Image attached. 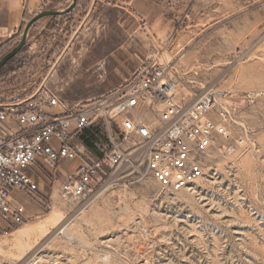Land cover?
<instances>
[{
    "label": "rangeland",
    "instance_id": "374dc122",
    "mask_svg": "<svg viewBox=\"0 0 264 264\" xmlns=\"http://www.w3.org/2000/svg\"><path fill=\"white\" fill-rule=\"evenodd\" d=\"M23 2L32 13L66 5ZM23 28L0 46V57ZM73 39L61 66L88 54L90 84L103 67L110 92L99 100L156 61L176 82L173 100L182 106L206 92L224 93L232 109L228 136L217 137L204 176L187 189L162 187L134 155L78 202L59 196L60 174L29 199L13 191L28 213L0 233V264H264V0H89V23ZM13 60L0 68V102L38 88L65 92L66 82L37 74L52 66L44 58L15 75L9 71L22 60ZM70 162L59 171L80 163Z\"/></svg>",
    "mask_w": 264,
    "mask_h": 264
},
{
    "label": "built area",
    "instance_id": "2783aa9c",
    "mask_svg": "<svg viewBox=\"0 0 264 264\" xmlns=\"http://www.w3.org/2000/svg\"><path fill=\"white\" fill-rule=\"evenodd\" d=\"M167 73L156 61L140 66L110 99L71 105L60 91L38 88L22 99L0 102V124L11 119L19 126L0 135V233L26 220L12 192H39L32 166L54 181L62 160H79L74 171L62 174L58 188L70 202L83 199L96 180L132 164L134 155L141 157L144 172L170 191L187 189L202 178L208 151L217 137L228 136L225 122L232 109L223 92L178 104L173 100L176 82ZM82 135L93 145H86Z\"/></svg>",
    "mask_w": 264,
    "mask_h": 264
},
{
    "label": "crops",
    "instance_id": "0c3cea01",
    "mask_svg": "<svg viewBox=\"0 0 264 264\" xmlns=\"http://www.w3.org/2000/svg\"><path fill=\"white\" fill-rule=\"evenodd\" d=\"M66 3L64 8H56L62 11L67 8L72 0H60ZM62 5V4H58ZM57 5V6H58ZM43 8L41 7L39 11ZM32 9L26 8L23 0H0V46L5 45L11 41H15L20 29L24 24L37 12L32 13ZM89 23V0H76L74 8L68 13L57 16H46L36 21L28 31L27 40L21 50L14 56L13 61L21 59L19 67L10 69V74H16L25 69V66L37 63L41 64V58L52 66L47 72L37 73L45 78L55 76L64 83L60 89L64 88L65 92L61 95L66 101L71 104H79L88 101L89 98L99 99L110 92L109 86L105 83L107 71L102 67L96 73H92L91 78L93 82L89 83V55L76 59L72 55L74 63H68V66H61L64 63L65 57L71 56V49L75 44L73 39L77 29L87 26ZM10 61V60H9ZM7 64H5L6 66ZM4 66V67H5ZM93 67V65H92ZM37 72V71H36ZM36 74V73H35ZM96 74V76H95ZM118 75L125 79L124 69ZM124 83V82H123ZM122 84V83H121ZM66 85V86H65ZM89 85H93L91 93L89 94ZM90 96V97H89ZM49 112H56V110H48ZM19 126L11 119H7L3 124H0V135H5L7 132H15ZM62 160L59 165L67 168L68 164ZM59 167V166H58ZM59 170V169H58ZM66 171H68L66 169ZM60 175L65 173L60 172ZM48 177L47 175H45ZM39 177V191L45 190L46 183L50 184L49 177ZM21 194V193H20ZM24 197L28 196L22 194ZM30 202V201H29ZM31 203V202H30ZM22 204V203H21ZM25 208L24 215L27 216V209Z\"/></svg>",
    "mask_w": 264,
    "mask_h": 264
},
{
    "label": "water",
    "instance_id": "95a60500",
    "mask_svg": "<svg viewBox=\"0 0 264 264\" xmlns=\"http://www.w3.org/2000/svg\"><path fill=\"white\" fill-rule=\"evenodd\" d=\"M76 0H72L71 4L65 8L62 11H58V10H43L37 14H35L34 16H32L24 25V28L22 30L20 39L18 41V43L12 48L10 49L8 52H6L4 55H2L0 57V68L6 63L8 62L11 58H13L20 50L21 48L24 46V44L26 43L27 40V34L29 29L31 28V26L38 21L39 19L46 17V16H57V15H61V14H65L68 13L69 11H71L74 6H75Z\"/></svg>",
    "mask_w": 264,
    "mask_h": 264
},
{
    "label": "trees",
    "instance_id": "16d2710c",
    "mask_svg": "<svg viewBox=\"0 0 264 264\" xmlns=\"http://www.w3.org/2000/svg\"><path fill=\"white\" fill-rule=\"evenodd\" d=\"M6 63H7V62H6ZM6 63H5V64H6ZM5 64H4L2 67H4ZM81 139H82V141H83L86 145H88V146H92V145H93V142L90 141V140H87V139L85 138V135H82V136H81Z\"/></svg>",
    "mask_w": 264,
    "mask_h": 264
}]
</instances>
